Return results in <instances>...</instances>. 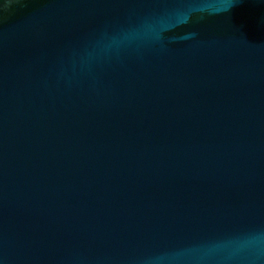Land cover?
<instances>
[{"label":"water","instance_id":"95a60500","mask_svg":"<svg viewBox=\"0 0 264 264\" xmlns=\"http://www.w3.org/2000/svg\"><path fill=\"white\" fill-rule=\"evenodd\" d=\"M0 264H264V0H0Z\"/></svg>","mask_w":264,"mask_h":264}]
</instances>
